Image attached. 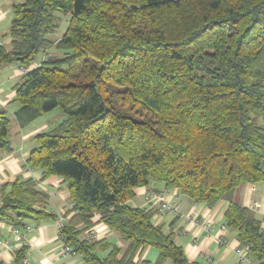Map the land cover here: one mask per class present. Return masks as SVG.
Returning <instances> with one entry per match:
<instances>
[{
    "label": "trees",
    "instance_id": "trees-1",
    "mask_svg": "<svg viewBox=\"0 0 264 264\" xmlns=\"http://www.w3.org/2000/svg\"><path fill=\"white\" fill-rule=\"evenodd\" d=\"M57 13L68 26L53 42ZM11 15L0 68L24 70L17 126L62 115L34 137L24 168L63 179L71 207L58 236L72 254L146 264L136 256L153 247L157 264H192L153 211L128 204L152 182L210 208L226 201L225 227L264 264V220L232 200L264 182V0H24ZM10 127L0 110V153L11 151ZM48 202L38 182L17 177L0 186V222L56 221ZM96 215L124 248L85 236Z\"/></svg>",
    "mask_w": 264,
    "mask_h": 264
},
{
    "label": "crops",
    "instance_id": "crops-1",
    "mask_svg": "<svg viewBox=\"0 0 264 264\" xmlns=\"http://www.w3.org/2000/svg\"><path fill=\"white\" fill-rule=\"evenodd\" d=\"M13 4L15 3L10 0H0V25L11 15ZM8 30H0V41L5 46L8 45L9 41L6 37ZM43 59L45 56L38 57L31 67H35ZM6 66H2L0 71ZM23 73V69L14 65L11 70L6 71V73L3 71V75L0 74V110L7 112L11 126V151L0 153V186L14 181L17 177L33 179L38 182L39 189L48 194V212L58 219L71 207L63 179L50 177L40 181L41 171L24 168L29 152L35 146L34 137L46 131L50 126L44 122L35 124L40 118L23 129L17 126L14 120V112L17 106L11 102L14 97V87L18 84ZM7 88H10L9 91ZM261 169L264 171V162ZM150 190L175 202L179 206L180 214L177 216L156 215V206L150 204L154 200L152 202L144 200L146 193ZM134 194L135 197L128 204L132 207L153 211L154 224L162 226L165 233L172 235L173 241L182 248L188 262L192 264H257L250 258L242 261L236 256L234 251L239 243L234 230L226 228V244L218 242L221 234L220 228L225 226L223 213L227 205L226 201H220L210 208L204 204L191 201L176 189H166L163 185L152 182L145 187L136 188ZM232 200L251 210L257 219L264 220V182L254 185H241L233 192ZM193 214H196L197 222L191 220L190 217ZM98 220L99 217L94 216L93 222L95 224L90 229L97 236L95 240L109 242L119 248H124L125 245L118 237ZM55 223V221H44L40 224L27 223L32 229L23 234L24 241L22 244L11 232L12 227L0 222V242H2L0 244V264H21L20 261L16 262L15 258L22 247H26L24 255L27 258V264H87L81 255L63 252L64 243L59 239ZM203 223L210 225L203 226ZM85 236L88 237L89 232ZM158 257L159 251L157 249L147 247L136 256V261L157 264ZM162 264L171 263L166 260Z\"/></svg>",
    "mask_w": 264,
    "mask_h": 264
},
{
    "label": "built area",
    "instance_id": "built-area-1",
    "mask_svg": "<svg viewBox=\"0 0 264 264\" xmlns=\"http://www.w3.org/2000/svg\"><path fill=\"white\" fill-rule=\"evenodd\" d=\"M3 45V42L0 41V46ZM144 200L146 202H152V200H154L151 204V206H156V215H173V216H177L180 214V210H179V206L173 202L171 199H167L161 195H157L154 192H152L151 190L148 191L144 197ZM191 220L197 222V216L196 214L191 215ZM63 219L62 218H58L55 222L56 224V229L59 231V228L61 226ZM203 226H208L210 224L208 223H203ZM32 227L30 225H25L22 229H16V228H12L11 232L17 237V239L19 240V242H21L23 244L24 241V233L31 231ZM220 237L218 238V242L220 244H226V237H225V233H226V227L225 226H221L220 228ZM89 239L91 240H95L96 239V235L92 232L89 231ZM2 242H0L1 244ZM63 252L66 254H72L71 253V249L64 246L63 247ZM235 254L236 256L242 260V261H246L249 259V248L247 246H238L235 249ZM21 264H27V258L24 255L22 260H21Z\"/></svg>",
    "mask_w": 264,
    "mask_h": 264
},
{
    "label": "rangeland",
    "instance_id": "rangeland-1",
    "mask_svg": "<svg viewBox=\"0 0 264 264\" xmlns=\"http://www.w3.org/2000/svg\"><path fill=\"white\" fill-rule=\"evenodd\" d=\"M10 1H12L13 3H20V2H23L24 0H10ZM58 15H60V14L57 13L56 16H58ZM11 16L12 15L8 16L7 20L0 25L1 31H7L8 30ZM67 19H68L67 14L60 15L58 17V21L60 23H59L58 27L52 33L48 34L47 38L49 40L56 42L62 37V35L65 33L67 26H68ZM49 53L53 56H62L60 52L55 51V50H51ZM11 68H14V65H8L5 68L1 69L0 74L3 75V71L6 73V71L11 70ZM9 89L10 88H7L8 91H9ZM61 119H62L61 113L58 110H54L52 112L44 114L35 124H40V123L44 122L45 124L51 126V125H54V124H57L58 122H60ZM262 123L264 126L263 121L261 122V124Z\"/></svg>",
    "mask_w": 264,
    "mask_h": 264
}]
</instances>
